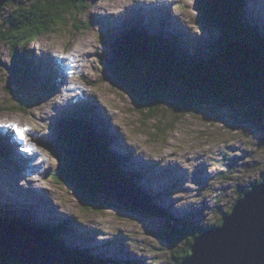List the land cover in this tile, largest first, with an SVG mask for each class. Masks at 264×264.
<instances>
[{
	"label": "rangeland",
	"instance_id": "1",
	"mask_svg": "<svg viewBox=\"0 0 264 264\" xmlns=\"http://www.w3.org/2000/svg\"><path fill=\"white\" fill-rule=\"evenodd\" d=\"M211 1L219 9V13L213 14V21L200 16L195 7L197 0H156L155 4L152 0H141L145 5L137 8V15L131 12L135 8L133 5L129 11L122 8V5L132 3L131 0H92L76 12L75 18L66 17L62 24L40 35L33 43L16 47L15 64L11 47L0 41V107L3 109L0 120L14 122L11 127L0 129V138L5 139L13 150L8 157L0 158V173L17 167L13 170L16 180L9 178L5 181L0 177L3 192H0V204L11 203L13 208L10 209L15 216L36 225L57 223L52 219L64 218L63 224L67 225V232H71L64 235L69 245L89 249L96 259L125 260L121 264H170L172 256L186 247L188 238L194 240L203 231L198 230V234L195 231L189 237L191 230L219 225L238 194L264 177V125L245 119V113L253 108L252 104L246 101L232 109L211 106L196 114H183L173 124L167 122L174 113L165 106L163 111L160 110L163 116L147 119L146 115L133 109L125 89L113 84L103 64L109 57L110 37H116L130 26L146 32L163 28V31L187 41L185 51L188 55L202 45L201 53L207 57L208 42L217 40L226 32L224 26L227 22L222 2ZM28 3L29 0L6 1L0 8V22L16 9L28 7ZM168 4L170 10L167 12L163 6ZM105 13L111 16L106 17ZM241 13L243 19L251 14L250 18L254 20L250 25L261 37L264 36V0H244ZM149 17L153 19L151 24ZM46 50L50 52L44 53ZM50 54L64 61L65 68L61 69L60 61L47 60ZM22 60L28 65L25 76L18 65ZM143 65H138L139 74L146 71ZM72 83H77L78 88ZM68 95L72 98L64 104ZM89 96L90 99L95 97L97 102L99 99L103 108L86 100ZM52 104L56 105L53 116L45 120L34 118L35 115L40 118V114L50 110ZM76 105L89 106L87 115L78 114L79 109L74 108ZM68 109H73L68 112L72 118L81 122L84 118L92 120L113 138L110 150L122 153L128 159L121 158L124 163L120 168L142 176L132 183L146 193L149 203H143L145 208L101 193L100 204L92 203L87 209L67 185L51 178L57 161L46 144L53 136L57 117ZM73 111L78 115L74 116ZM160 117H165V121L158 122ZM163 123L171 128L159 136H152L150 133L156 131L155 125L162 128ZM32 135L38 136L32 141L36 146L34 154L22 142ZM11 136H15L19 144H15ZM128 145L140 149L138 152L151 160L170 155L169 158H174L178 164L171 175L178 173L180 179L167 181L151 162L136 160ZM18 148L25 154L30 153L32 159L19 154L14 161V152ZM30 187L45 197L41 196L37 201L32 191L22 193ZM111 190L115 191L114 188ZM126 190L135 191L131 186ZM24 199L32 201L23 202ZM105 201H110L111 206H103ZM30 208L35 212L33 215ZM172 227L177 231L171 243L163 236L168 231L173 233ZM103 243L107 245L101 247ZM49 246L45 247L50 253ZM135 256L140 263L135 262Z\"/></svg>",
	"mask_w": 264,
	"mask_h": 264
},
{
	"label": "trees",
	"instance_id": "2",
	"mask_svg": "<svg viewBox=\"0 0 264 264\" xmlns=\"http://www.w3.org/2000/svg\"><path fill=\"white\" fill-rule=\"evenodd\" d=\"M90 1L92 2L29 0L28 7L18 8L13 14H9L4 22H0V41L7 42L11 47L13 64L16 63V47L34 42L40 35L62 24L66 17L75 18L76 12L82 10ZM220 1L225 6L223 15L225 20L227 18L224 26L226 32L219 35L217 40L211 39L208 42L207 57L201 53L202 45L197 46L195 51L188 55L185 51L187 41L163 30L146 32L136 26H130L117 33L116 37H110V53L103 63L104 69L109 73L113 84L125 89L133 109L139 114L153 119L160 115L166 106V109L174 113L167 123L173 124L183 117V114H196L211 106L232 109L239 103L248 101L253 108L245 113V119L250 123L264 125V36L261 37L250 25L251 20H254L250 18L251 14L245 19L242 18L244 0ZM196 6L200 16L208 21L212 20L210 15L213 17L214 12L219 13L218 5L210 0H202L196 3ZM134 39L137 41L133 42ZM140 63L146 67L144 74H139ZM18 65L25 76L27 63L22 60ZM80 110L86 111V107H81ZM58 120L57 125L53 127V136L46 144L47 150L57 161L51 173V178L56 183L67 185L80 204L87 209L92 203L99 201L103 185L112 180H121L132 186L137 190L140 199L149 203L145 197L146 193L132 183L139 175L120 168L121 158L125 156L110 151L108 137L103 131L96 130L89 120L81 122L70 115H61ZM157 121L164 122L165 117H160ZM163 125L161 128L156 124V131L150 134L159 136L171 128L164 123ZM2 140L4 139H0V158L9 152L6 140ZM263 180L264 177H261L253 183ZM245 191L240 192L237 199ZM230 210L231 207L224 214ZM10 219L29 224L26 219H18L13 215L10 206L0 204V224L3 220ZM34 225L39 227L44 238L53 242L58 249L61 257L56 264H116L105 257L96 259L87 248L69 245L64 235L71 232L66 233L69 229L60 221L56 224ZM174 229L172 227L173 233L168 231V234L163 236L171 243L177 231ZM200 229L204 230H191L189 237L195 231L198 234ZM192 239L188 238L186 247L181 248L179 254L172 256L170 264H179L189 255ZM0 264L22 263L12 260L8 255L0 254Z\"/></svg>",
	"mask_w": 264,
	"mask_h": 264
},
{
	"label": "water",
	"instance_id": "3",
	"mask_svg": "<svg viewBox=\"0 0 264 264\" xmlns=\"http://www.w3.org/2000/svg\"><path fill=\"white\" fill-rule=\"evenodd\" d=\"M6 1L0 0V8ZM126 187L130 186L121 180H112L103 185L101 193L145 208L138 193L132 194ZM102 203L111 206L110 201ZM45 246L52 251L49 253ZM0 254L22 264H56L61 257L54 243L44 238L39 229L16 220H3L0 224ZM179 264H264V180L253 183L236 199L219 225L204 229L191 243L189 255Z\"/></svg>",
	"mask_w": 264,
	"mask_h": 264
},
{
	"label": "bare ground",
	"instance_id": "4",
	"mask_svg": "<svg viewBox=\"0 0 264 264\" xmlns=\"http://www.w3.org/2000/svg\"><path fill=\"white\" fill-rule=\"evenodd\" d=\"M132 1V3L130 2L129 4H125V5H122V8H123V10L124 11H129V8H130V6L131 5H133V6H135V8L134 9H132L131 10V12H134V14H135V12H136V15L138 14V12H137V8L138 7H142L143 5H145V4H143L142 2H141V0H131ZM153 1V3L152 4H155V1L156 0H152ZM164 7V10L165 11H169L170 10V4H168L167 6L166 5H164L163 6ZM105 16L106 17H110L111 16V14H109V13H105ZM154 20H156V19H154ZM50 52V50H46V51H44V53H46V54H48ZM56 55H58V54H56ZM74 55H72V57H73ZM49 59H51L52 61H54V62H58V61H60L61 62V69H64L65 68V66H64V61H62V60H59V59H55L54 57H51V54H50V56L48 55V59L47 60H49ZM65 73V72H64ZM82 74V73H81ZM86 79V78H85ZM88 79V78H87ZM87 82V81H86ZM89 82V81H88ZM95 82V81H94ZM93 82V83H94ZM97 82V81H96ZM95 82V83H96ZM91 83V82H90ZM90 83H88V84H90ZM92 84V83H91ZM71 85V84H70ZM72 85H75L76 87V89L78 88V85H77V83H72ZM71 88V87H70ZM75 89V90H76ZM80 90V89H79ZM99 92V91H98ZM95 94V93H94ZM63 95V94H62ZM64 96V95H63ZM63 98H66V97H63ZM72 97L71 96H69L68 95V97L64 100V104H65V102H68L70 99H71ZM98 99V98H97ZM74 100V99H73ZM72 100V101H73ZM86 100H88L89 102H91L93 105H97V106H100V107H102L103 108V105H102V102L98 99V102L100 103V105L98 104V102L96 101V98L95 97H92V99H90V96L89 97H87V99ZM61 104H62V102H61ZM63 105V104H62ZM56 105H51V106H49L50 108V110H48V111H45V112H42L41 114H40V118L38 117V116H34V118L36 119V120H45L46 118H50L51 116H53L54 114H55V107ZM53 109H55V110H53ZM33 115V114H32ZM11 119H8L7 121H1L0 120V129H6V128H8L10 125H12L14 122H11L10 121ZM31 124H32V122H31ZM36 125V124H35ZM11 127V126H10ZM30 127H31V125H30ZM40 129V128H39ZM117 133L119 134L120 132H119V130L117 131ZM26 134V133H25ZM12 137V139H13V141H14V143L15 144H19L18 142V140L15 138V136H11ZM28 137V136H27ZM41 137V136H40ZM119 137H121V135H119ZM37 138H38V136L37 135H32L30 138H25V139H22V142H24V144L26 145L25 147H27V148H29L31 151H32V153L34 154V152H36V146L34 145V143L32 142V141H36L37 140ZM120 141H121V138H120ZM128 147L130 148V151H131V153L134 155V158L136 159V160H139V161H148V162H151L152 163V166L154 167V168H156V169H158L159 171H160V173H161V175L167 180V181H171V182H175V181H178L179 179H180V175L177 173L176 175L175 174H173V175H171V173H175V171L173 170L174 168H176L177 167V161L175 162L174 161V158H169V156L170 155H165V156H163V157H161V158H159V159H156V160H151V159H148V158H146L141 152H138L139 150H138V148H136L135 146L133 147V146H131V145H128ZM23 149V148H22ZM25 149V148H24ZM30 150H28V151H30ZM122 150V149H121ZM25 151V150H24ZM19 154H20V156H23V157H27V158H30V159H32V156H31V154L30 153H24V152H21V150H19V148H18V150L16 149V152H14V156H13V160L15 161V160H17V158L19 157ZM144 156V157H143ZM172 156V155H171ZM146 159V160H145ZM148 159V160H147ZM32 162H33V160H31ZM37 161V160H36ZM154 161H156V164H154ZM34 163V162H33ZM5 168V167H4ZM15 168H17V167H14V168H10V169H6L5 170V173H0V177H4L5 178V181H7V179H11V180H14L15 179V173H14V169ZM8 172V173H7ZM163 178V179H164ZM16 180V179H15ZM19 182V181H18ZM17 183V182H16ZM164 183V180L161 182V184H163ZM16 185H18V186H22V184L21 185H19V183H17ZM27 185V184H26ZM30 185H32V184H30ZM33 186V185H32ZM35 187V186H34ZM21 189V188H20ZM27 191H32L33 193H34V195L36 196V198H35V200H40L39 199V197H41V196H44V194L42 193V192H40V191H38V190H36V188L35 189H33V188H28V189H24L23 190V192L22 193H25V192H27ZM0 192L1 193H3L2 192V189H1V187H0ZM45 197V196H44ZM42 198V197H41ZM14 215V214H13ZM17 217V216H16ZM18 219H19V217H18ZM40 219V218H39ZM40 220H42V219H40ZM45 220V219H44ZM33 221V220H32ZM35 224V223H34ZM56 224V223H55ZM136 257V256H135ZM136 260H135V262H139V258L138 257H136L135 258ZM140 263V262H139Z\"/></svg>",
	"mask_w": 264,
	"mask_h": 264
}]
</instances>
